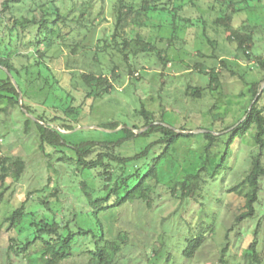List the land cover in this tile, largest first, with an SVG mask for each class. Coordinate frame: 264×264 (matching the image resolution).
Masks as SVG:
<instances>
[{"label": "trees", "instance_id": "obj_1", "mask_svg": "<svg viewBox=\"0 0 264 264\" xmlns=\"http://www.w3.org/2000/svg\"><path fill=\"white\" fill-rule=\"evenodd\" d=\"M113 1L114 24L109 30L98 28V15L94 14L92 0H0V70L5 73L0 78V113L20 107L27 116L24 132L27 134L32 127L35 129L42 153L46 148L57 153L67 147L66 134L61 131H74L70 119L79 115L78 110L72 105L64 109L65 119L46 111L37 117L34 110L25 104L20 105L22 97H33L41 92L49 97L56 89L70 103L75 102L78 95H82L85 101H101L115 91L120 69L129 76L135 74L140 57H153L166 63L169 51L180 56L186 45V40L179 38L181 33L200 30L201 38L214 47L217 40L207 34L212 30L214 36L236 43L238 52L248 54L253 50L254 32H264V16L260 14L264 13V0ZM241 13L250 17L239 29H234L233 19ZM151 18H158L161 22L153 28L159 35L153 34L147 25ZM163 27L168 30L167 37L159 33ZM61 55L66 57L67 64L65 86L60 84L56 71L50 66ZM197 56L203 60H216L221 71L217 72L216 67L205 71L206 67L201 64L195 66L205 84L197 88L187 85L185 96L193 100L201 99L205 91L216 93L221 89V74L233 63L219 59L215 53L205 56L198 51ZM76 67L83 68L84 72L77 73ZM250 87L251 103L257 100L250 112L246 109V118L234 128L232 137L244 136L255 127V142L262 150L264 108L259 107V102L264 89L259 95L257 83ZM135 114L140 124H133L130 129H119L117 122L104 127L113 133L122 132L121 138L86 140L70 145L71 157L58 160L71 164L74 172L79 171L82 176L83 181L78 185L82 213L78 215L74 211L73 214L70 210L69 216L57 218L61 202L56 194L47 197L43 190L45 198L39 204L45 212L53 214L51 218L47 214L40 217L27 211L31 200L29 195L6 220L10 229L29 232L22 243L12 240L13 244L16 243L17 255H24L33 247L36 261L41 259L43 264H63L79 255L85 258V264H115V256L123 250L143 248L147 244L154 262L166 257L163 253L166 233L163 231L160 240L153 241L158 218H150V228L138 223L132 225L144 243L136 244L126 231L117 232L115 226H130V220L124 214L129 207L135 209L140 220L164 201L199 204L226 162L230 141L224 142L223 138L228 128H222L219 135L211 132L193 134L184 127L177 132L164 125L167 116L164 111L160 118L144 108ZM140 141L144 142L143 147L132 155L118 153L123 145ZM24 170L22 160L5 157L0 151V201L8 190V179L13 177L19 181ZM263 177L264 165L259 154L251 159L243 181L229 190L242 203L236 217L237 225L254 216ZM114 212L118 213L117 220H112ZM81 214L86 217L79 218ZM104 221L111 224L109 231L104 228ZM90 222L95 224L94 228ZM214 232V226H211L206 232L178 244L183 259L197 257ZM82 239L86 240L87 247ZM227 242L220 249L219 264H227L228 235ZM170 257L168 254L167 261ZM243 261L263 264L256 242L249 245Z\"/></svg>", "mask_w": 264, "mask_h": 264}, {"label": "rangeland", "instance_id": "obj_2", "mask_svg": "<svg viewBox=\"0 0 264 264\" xmlns=\"http://www.w3.org/2000/svg\"><path fill=\"white\" fill-rule=\"evenodd\" d=\"M92 1L94 14L98 15V28L110 30L114 24L112 16L114 1ZM260 14L264 16V13L260 12ZM249 17L247 13L235 16L232 22L233 28L239 29ZM160 24L158 18H151L147 23L153 34H158L153 28H157ZM159 33L164 37L168 36L165 27L161 28ZM201 34L200 30L194 29L181 33L179 38L186 40V45L182 48L180 56L176 52L169 51L166 63L153 57H140L133 76L120 69V80L115 83V91L104 100L85 101L82 95H78L77 100L70 103L56 89L49 97L47 93L42 92L33 97H22L20 105L25 104L34 110L37 117L46 111L65 119L64 109L72 105L78 110L79 115L70 119L75 126L74 131H62L66 133L64 140L67 147L59 149L57 153L50 148H46L44 153L40 151V140L33 127L30 133L24 132L27 116L20 107L8 108L6 113H0V151L5 157L20 159L25 163V170L19 181L14 180L13 177L8 179V190L0 201V264H43L41 259L36 261L37 254L34 253L33 247L24 255L15 253L16 243L13 244L12 240L22 243L29 232H22L19 228L10 229L6 220L29 195L31 200L29 199L27 211L36 213L40 217L47 214L51 218L53 214L45 212L43 206L39 204V201L45 198L43 190L47 197L56 194L61 202V209L56 213L57 218L69 216L70 210L73 214L74 211L78 215L82 213L78 199V185L83 181L82 176L79 171L74 172L71 164L66 165L58 160L71 157L70 145L86 140L121 138L122 132L113 133L105 130L104 127L117 122L120 124L119 129L122 127L130 129L133 124H140L135 111L141 108L156 113L157 118H160L162 111L166 112L164 125L177 132L180 127H184L188 132H211L219 135L222 128H228L223 140L230 143L224 167L199 204L164 201L151 214L145 213L140 219L142 221L136 216L135 209L129 207L124 214L130 220V226L123 227L121 224H116L117 232L126 231L130 239L137 244L144 241L137 235L138 230L132 225L136 226L138 223L139 226L150 228V218L156 220L158 218L156 238L153 241H159L163 231L166 233V245L163 249L166 257L160 262H154L152 250L144 244L142 247L145 250L134 247L120 252L115 256V264H219L220 249L228 243L227 235L229 237L228 256L225 258L227 264H246L243 261V254L253 242H256L257 249L264 259V177L260 179L254 216L239 225L236 224V217L242 203L229 193L231 188L243 181L253 157L260 154L264 165V149L261 150L255 142V127L244 136L232 137L234 128L244 119L246 109L249 110L253 103L249 92L250 86L257 83L260 90L264 87L262 66L264 32L259 30L254 32L253 50L248 54L238 52L236 43L227 42L223 37L217 38L212 30H208L207 34L212 40L216 39L217 43L214 47H210L201 38ZM198 51L205 56L215 53L219 59L233 63L228 71L221 74V89L216 93L205 91L201 99L193 100L185 96L187 85L197 88L205 84V80L201 78L195 66L201 64L206 67L205 71L213 67H216L217 72L221 71L216 60L200 59L197 56ZM56 58L50 66L56 71L55 76L60 84L65 86L64 79L68 76L66 57L61 55ZM76 70L77 73L84 72L81 67H76ZM4 76L5 73L0 70V78ZM259 107L264 108V93ZM1 108L4 106L2 105ZM105 134L111 135L107 137ZM143 145L142 141L137 144L127 143L118 149V153L130 156ZM112 216V220L118 219L117 212ZM84 217L86 215L81 214L79 218L84 219ZM90 224L95 227L94 223L90 222ZM103 225L108 231L111 229L109 221H104ZM211 226L215 229L213 237L208 239L197 257L184 260L182 250H178V244L181 245L182 242L185 243L186 240L206 232ZM109 237L108 235L107 238ZM81 242L87 247L85 239ZM168 254L171 257L167 261ZM63 264H85V258L79 255Z\"/></svg>", "mask_w": 264, "mask_h": 264}, {"label": "water", "instance_id": "obj_3", "mask_svg": "<svg viewBox=\"0 0 264 264\" xmlns=\"http://www.w3.org/2000/svg\"><path fill=\"white\" fill-rule=\"evenodd\" d=\"M13 84H15V82L13 81ZM264 85V84H263ZM264 89V87H262L261 88V90H260V93L262 92V90ZM20 100H21V94H20V98H19ZM257 100V98L255 99V101ZM255 101L252 103V105L250 106V108H249V112L251 111V109H252V106H253V104L255 103ZM30 118H32V117H30ZM245 118H246V116L244 117V119L240 122V123H242L244 120H245ZM33 120H34V118H32ZM239 123V124H240ZM238 124V125H239ZM233 130V129H232ZM232 130H230V131H232ZM61 133H63V134H66L65 132H62L61 131ZM139 133H141V132H137V134H139ZM191 133H194V134H199V133H202V132H199V131H197V132H191Z\"/></svg>", "mask_w": 264, "mask_h": 264}]
</instances>
